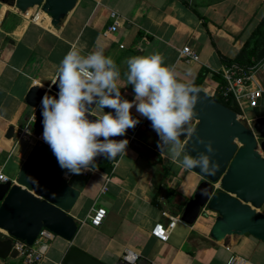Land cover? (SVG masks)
<instances>
[{
	"label": "crops",
	"instance_id": "0c3cea01",
	"mask_svg": "<svg viewBox=\"0 0 264 264\" xmlns=\"http://www.w3.org/2000/svg\"><path fill=\"white\" fill-rule=\"evenodd\" d=\"M38 9L26 14L4 4L0 13V153L4 150L9 160L14 159L18 172L26 155L43 141V131L34 127L38 109L26 103L27 93L35 85L49 89L71 49L87 55L102 48L120 68L117 83L128 100L134 94L123 78L126 60L152 53H159L164 64L188 83L202 67L208 68L203 88L213 91L218 85L214 72L225 69L224 58L234 59L264 19V0H78L60 28L54 27L47 14L32 20L30 14ZM116 19L118 29L109 32ZM186 45L198 52L199 61L182 59L181 49ZM260 53L263 59L264 44ZM247 88L264 90V67L252 73ZM238 102L244 118H256L248 99L241 97ZM131 111L133 117L146 119L135 107ZM92 112L99 116L103 110ZM11 126L15 136L8 139ZM24 129L30 133L28 138L20 137ZM137 139L146 148L129 144L113 162L111 174L96 168L68 177L80 191L69 212L78 220L79 230L71 242L58 235L36 241L34 247L45 251L41 264H61L70 245L106 264L119 262L126 250L139 254L138 264H227L233 256L264 264V241L251 234L213 239L211 229L218 213L208 208L193 224L179 220L167 241L154 236L152 230L158 223L167 225L171 215H182L204 178L194 169L173 163L169 153H161L154 132ZM184 154L189 155L185 147ZM4 165L6 173L17 179L18 174L13 176ZM156 195L160 205L154 202ZM95 208L107 210L100 226L89 219ZM0 234L8 237L6 232ZM0 264L26 263L18 255L0 257Z\"/></svg>",
	"mask_w": 264,
	"mask_h": 264
},
{
	"label": "water",
	"instance_id": "95a60500",
	"mask_svg": "<svg viewBox=\"0 0 264 264\" xmlns=\"http://www.w3.org/2000/svg\"><path fill=\"white\" fill-rule=\"evenodd\" d=\"M77 1L0 0V13L4 4L16 6L21 12L40 7L51 18L54 27L60 28ZM57 93L54 83L49 89L35 85L27 93L26 103L38 109L35 128L43 131L42 96H56ZM197 95L196 115L192 121L195 132L192 136L182 135L181 140L185 143L186 152L193 157L198 152L207 151L205 145L199 143L200 138L205 143L211 141L215 149L214 153H210L211 160L218 162L219 168L215 175L194 168L204 180L186 204L181 220L193 224L202 210L208 208L218 213L211 229L213 239L221 241L230 236L251 234L264 241V214L260 211L264 205V91L256 106L252 107L256 118L251 121L242 119L236 111L201 90ZM92 107L94 109L95 105ZM94 116L89 115L88 118L94 120ZM139 121L124 136L112 139H127L128 145L135 143L144 150L146 147L137 138L147 132L157 133L148 119ZM133 135L135 137L131 139ZM14 136L15 127L11 126L6 137L11 139ZM96 158L103 159L105 156ZM71 175L67 169L60 167L43 139L22 163L16 182L0 183V232L8 235L3 238L0 234L1 258L19 255L13 247L15 240L33 246L43 228L69 242L73 241L79 222L69 212L77 203L80 191L69 183ZM61 264L106 263L78 246L70 245Z\"/></svg>",
	"mask_w": 264,
	"mask_h": 264
},
{
	"label": "clouds",
	"instance_id": "9594fccd",
	"mask_svg": "<svg viewBox=\"0 0 264 264\" xmlns=\"http://www.w3.org/2000/svg\"><path fill=\"white\" fill-rule=\"evenodd\" d=\"M123 78L125 86H132V100L122 97L117 83L121 70L102 48L87 55L73 48L61 60L53 82L57 95L41 98L43 139L60 167L79 175L96 169L97 156L111 160L125 153L128 140L112 138L124 136L140 122L132 115L135 107L151 122L161 153H169L173 163L187 170L198 167L202 173L215 175L219 163L211 160L210 153L215 152L212 142L200 138L207 151L193 157L184 154L181 140L182 135L195 132L192 121L199 90L183 82L159 53L129 57ZM93 105L103 112L91 120Z\"/></svg>",
	"mask_w": 264,
	"mask_h": 264
},
{
	"label": "built area",
	"instance_id": "2783aa9c",
	"mask_svg": "<svg viewBox=\"0 0 264 264\" xmlns=\"http://www.w3.org/2000/svg\"><path fill=\"white\" fill-rule=\"evenodd\" d=\"M34 13L30 14L32 20H41L44 14H46L40 7ZM30 10L23 12L28 14ZM113 17L117 18V14L112 13ZM119 21L114 20V24L108 29L109 32H114L118 29ZM123 47V45H122ZM181 57L187 62H194L200 60V55L197 51H195L191 46L186 45L181 49ZM264 67V58L255 66L250 68H244L237 63H233L229 66H226L224 69V76L227 82V91L233 92L235 97L240 99L241 97H245L249 100V104L251 107L256 106L258 98L262 96L263 89L262 88H247V84L252 79V73ZM242 119H245L243 115H241ZM28 129H24L20 132V137L28 138L29 136ZM135 135L131 137L133 139ZM16 182V179L11 178L5 171V165L0 163V183L4 182ZM107 210L105 208H95L93 212L90 214V222L94 226H100L106 217ZM181 220V215H171L169 223L163 224L158 223L152 233L154 236L158 237L163 241H167L169 238L170 230H172L176 223ZM55 234L47 228H43L38 240H49L53 238ZM13 247L16 248L19 252V255L23 257L24 262L26 264H41L44 259V249L36 248L28 245L26 242L21 240H15ZM139 254L133 250H126L122 255L119 262L116 264H138ZM227 264H255L250 260L241 257V256H233L230 258Z\"/></svg>",
	"mask_w": 264,
	"mask_h": 264
},
{
	"label": "trees",
	"instance_id": "16d2710c",
	"mask_svg": "<svg viewBox=\"0 0 264 264\" xmlns=\"http://www.w3.org/2000/svg\"><path fill=\"white\" fill-rule=\"evenodd\" d=\"M263 44H264V19L262 20L260 25L253 32L252 36L247 40L243 48L240 50V52L237 54V56L234 59L224 58L225 66H229L233 63H237L238 65L244 68H250L255 66L262 60L260 51ZM209 72L210 70L208 68L202 67L198 75L194 79V81L191 82V84L194 87L198 88L199 90L203 91L204 93L215 98L216 100L222 102L229 108L233 109L234 111L237 112L238 116L241 117V115H243V111L237 98L235 97L233 92L227 91L226 88L227 82L224 76V70L214 72L215 78L218 81V85L216 89H214L213 91H207L203 88L205 78ZM144 136H139V138H142ZM157 158L160 161V158L159 157ZM114 161H116V159L109 160L106 157L103 159L96 158L95 160L96 168L101 169L107 172L108 174H111L114 168V164H113ZM163 186H164V182H162L160 186H158V192ZM154 202L160 205L159 201L157 200V195ZM162 208H164V206H162ZM172 213L176 214V212H172Z\"/></svg>",
	"mask_w": 264,
	"mask_h": 264
},
{
	"label": "rangeland",
	"instance_id": "374dc122",
	"mask_svg": "<svg viewBox=\"0 0 264 264\" xmlns=\"http://www.w3.org/2000/svg\"><path fill=\"white\" fill-rule=\"evenodd\" d=\"M28 155L29 154L26 155L25 159L27 158ZM8 158H9L8 153H6L4 150H2V152L0 153V163L6 164L7 168H8L7 171H9V173H12L13 176H16L18 174V169L16 170V165L14 163V159L9 160ZM10 170H11V172H10ZM263 209H264V207H263Z\"/></svg>",
	"mask_w": 264,
	"mask_h": 264
}]
</instances>
